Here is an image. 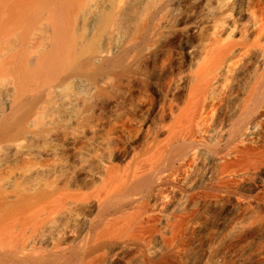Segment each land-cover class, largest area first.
<instances>
[{"label":"bare ground","instance_id":"6f19581e","mask_svg":"<svg viewBox=\"0 0 264 264\" xmlns=\"http://www.w3.org/2000/svg\"><path fill=\"white\" fill-rule=\"evenodd\" d=\"M256 3L0 0V264H155L170 233L208 228L185 217L198 198L251 231L236 208L264 209ZM260 234L197 264H264L246 259Z\"/></svg>","mask_w":264,"mask_h":264},{"label":"rangeland","instance_id":"374dc122","mask_svg":"<svg viewBox=\"0 0 264 264\" xmlns=\"http://www.w3.org/2000/svg\"><path fill=\"white\" fill-rule=\"evenodd\" d=\"M249 5L252 7V9H253L252 11H254V14L258 15L260 13V10H259V7H258V5L256 3V0H249ZM144 23H145V20L144 19H140V24H143L144 25ZM137 26H138V24H137ZM144 60L145 59H142L139 62V66L140 67H144L145 66V64H146L147 61H144ZM132 66H133V68H132ZM132 66H131L132 69H130V66H129L128 69L126 70V72H128V73L129 72L130 73L133 72V74H134L135 72L138 71V59H137L136 64L135 65H132ZM133 74H131V75H133ZM260 157L262 159V157H264V156L261 155V156L258 157V162L259 163H256L255 162V159L253 160V162L256 163V164H260V162L262 161L261 163H263L264 160L259 161L260 160ZM201 201H203V202H201ZM204 202L205 201L202 200V198L196 199V202L194 201V204H195L194 206L197 205L199 207H197V206L196 207H192L191 209H189L188 211H186L187 213L185 212V214H186L185 217L188 218L190 215H193L194 213H197V211L200 208H202L201 210H204V212L201 211V214L202 215L200 214L201 215V218L203 216V218H202L203 221L202 222L203 223L205 222L204 224L208 228L205 231H203L202 233H200V235L198 234L197 235L198 237L196 236V238H194L193 236H191L189 234L187 235V233H185V230H183V229L181 230V232L179 231L180 233L179 232L176 233L177 231L175 233L174 232L170 233L169 236H167L164 239V242H163L164 243L163 245H165L164 247H166V250H168V252H165L164 255H162L161 257H159V259L158 258L155 259L156 260L155 264H157V263L158 264H197V261L204 254H206L207 252H210V251H213L214 252L215 250L220 249L222 247L223 248L224 247H226V248L229 247L230 248V247H234V246H240L237 243L238 241L242 240L245 237H247L248 239L253 238V236L256 234V232H261V234L259 235L260 237H258L259 239L256 240V243L254 245L255 246L254 247V251H252L249 254H247L246 259H251L252 256L255 255L257 252H260V251L263 252L264 251V232H262L261 230H259V229H261L260 228L262 226L261 224L264 223V209L261 206L256 205V204H253V205H248V204H246V205L244 204L243 205V204H239L238 205L239 207L237 206V208H236V211H237L236 214L237 215H240V216H243V215L248 216L247 221L248 220L249 221L247 222V226L250 227V229H251V231H248L247 230L248 232L247 231L238 232V230L235 229V228H231L233 230H231V229L227 230V229H224V228L222 229V228L218 227L217 220L220 217H223L224 212L222 211V209L214 210L211 207H209L208 205L207 206L204 205V204H206ZM240 205H242V206H240ZM219 231H221L220 234H219ZM253 232H255V233H253ZM247 235H249V236H247ZM195 239H197L196 240V243L193 244L192 242ZM225 242H227V243H225ZM180 243H182V246L183 245L187 246L186 248L188 249L187 250L188 253L185 254L184 256L183 255H180L178 253L177 254L176 253H172L170 251V247H172L174 245L176 246L178 244L180 245ZM131 254H132V252L131 251H128L126 253V256L127 257H130ZM147 257L148 256H145L144 255L142 257L141 261L139 262V264H150L149 263L150 262L149 261L150 259L147 258ZM152 261H151V263L153 264ZM107 263L108 262L104 261L103 264H107ZM108 264H110V263H108ZM224 264H226V263H224Z\"/></svg>","mask_w":264,"mask_h":264}]
</instances>
